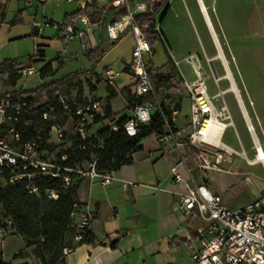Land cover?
Listing matches in <instances>:
<instances>
[{"label":"crops","instance_id":"0c3cea01","mask_svg":"<svg viewBox=\"0 0 264 264\" xmlns=\"http://www.w3.org/2000/svg\"><path fill=\"white\" fill-rule=\"evenodd\" d=\"M97 1L101 5H105L107 3V0ZM137 1L145 2L146 0ZM73 2L78 3V8L74 12L65 14L62 25L68 21V17L75 14L80 8H82V5H79L80 2ZM188 2L189 3L187 4V0H169L166 5L156 10V17L160 22L161 38V42L157 43L156 45L160 44L164 50L168 48L169 52L172 54L173 51L171 49V45L173 42L176 44L184 42L186 35L184 29L187 31L190 29V19L192 18V14H195L197 21H199L201 24H204L205 21L210 31L212 41L217 49V53L211 57H204L209 61L214 59H218L220 61L223 74L219 76L215 70L218 76L217 79L219 81L224 79L230 83L228 88L223 92L225 93L230 91L234 94L236 103L241 113V117L243 119L242 122L251 142L249 145V150L254 151V140H257L260 143V140L256 134V128H258L261 137L264 138V102H260L261 95H259L264 93V90H261L259 94L255 92V99H257V102L254 101V95H252L251 100H249V93L245 91L248 98V105L250 107V110L248 111L242 102L239 91L233 80L232 73L229 70L228 63H226L227 61L224 60L226 61L225 66L227 67L231 79H229L226 75V69L223 62L217 58L218 51L220 50L221 53L222 51L219 45L218 35L214 32L211 25V20L207 15V7L205 6L204 1L188 0ZM256 2L257 4L255 5V10L258 12L260 31L254 33V35L257 37L260 36L259 39H264V0H256ZM13 3L17 4V13L14 22L18 21L22 15L21 3H23L25 9H34V17H37L40 11L42 13L45 7L43 6L44 2L40 0H32L30 5H26L24 0H0V9L5 14L11 8ZM116 11L117 10L115 9L111 11L109 10L104 13L103 18L99 23L92 22L91 38L100 46V49L96 51L83 49L82 38H60L64 42L73 41L75 39L80 41L83 56L90 63L92 67L91 71L86 70L80 73H72L57 77V73L52 62H45L43 66L46 63L51 64V72L47 75L41 76L39 70L43 66L38 71H36L32 66H26L22 63L26 68H32L42 81V84L36 89L27 90L24 87H21L23 90L27 91L40 89L42 95L39 97H37L36 94L27 95L30 97L32 104L34 105L52 102L54 99L52 101L45 102H41L39 100L41 97L49 96V94H52L53 96V91L55 90L53 85L54 83L56 84L60 82L63 84L72 76L78 74L74 80V86L70 88L66 94H61L72 109L73 102L77 104L91 102L99 103V110L96 116V118H99V120L95 121L94 119V121L87 127V137L95 135V133L103 126L113 124V121H119L122 119L127 120L132 116L133 113V108H128L127 106L128 93L130 92L132 96L134 95V86L136 83V77L130 71V63L119 59L114 63L113 67L111 65V67L117 72V76L115 77L112 85H109L114 95L109 96V93L106 89L107 84L104 76L105 68L100 73L95 70L102 57L97 63H94L93 60L86 57L85 55V51H90L93 53L103 51L104 54L108 46L116 44L125 34L130 32L126 31L123 33L117 42L110 43L108 41L106 37V26L113 21V15ZM43 14L45 15L46 13L43 12ZM167 20L169 21L170 25L169 23L168 25L165 24L164 21ZM163 22L165 25L162 27ZM45 24L53 26L55 22L48 20ZM79 29L84 31L83 27H80ZM43 36L44 32L42 30L41 39ZM57 36L60 37L58 35V31L54 37L56 38ZM221 37L224 39V35L222 33ZM156 45L152 49V56H147V66L152 73L166 75L169 72H172L181 82L186 81V76H188V74L187 68L184 65L185 63L192 68L194 77L197 70H200L205 76L211 75L212 77L209 66V63L212 61L208 63L207 66H209V68L206 66L207 70L204 72L203 64H205V62L201 59L203 56H196L194 54L183 55L177 53L178 56L175 57L173 55L172 57L170 53H167V59H165L164 63H162L160 67L152 68L150 65L151 58L157 52ZM133 48L134 43L132 46V51ZM41 57H43V55ZM5 60H16L18 63H21L17 58ZM0 62H2V60H0ZM63 65L64 63L60 62V67ZM122 73H127V75L133 79V81L131 84H125L124 87L120 88L115 85V80ZM21 75L24 76L23 74ZM217 79H215V83ZM218 82L216 83L217 85ZM232 84L235 88V91L232 90ZM97 92L100 94L96 95ZM220 92L223 94L222 91ZM70 93L75 94L74 97L69 101L68 97ZM211 97L214 98V96ZM157 98L166 109L171 111L170 118L173 121V125L177 129H183L185 134H187L190 130V119L188 115L190 102L188 98L182 94L181 91L176 98H169L166 97V93L162 90L158 92ZM221 106L222 104L219 105V107ZM107 109L110 110L112 116L109 119H105V112ZM73 122L74 119L72 110L61 112L59 123L65 131V140L67 137H71ZM67 124L70 125V128H68ZM223 145L231 149L224 143ZM260 146L262 151H264V147H262L261 143ZM231 150L234 151L233 149ZM42 151L46 157H52V153L49 152L48 149ZM235 154L246 158L245 150H242L240 153L235 152ZM62 155L66 156L64 153H62ZM178 159V152L168 151V149L163 144H161L159 137L153 134L143 139L138 149L128 152L126 154L127 162L116 170L105 173L96 171L98 175L90 177L85 173L90 170V165H95V162H86L88 163L89 167L86 171H81L83 172L82 174L78 175L79 184L75 191L74 199L76 202L87 206L95 214V218L90 230L92 241L77 245L75 242V230L73 229L67 232L64 236V244L68 247H74L75 249L71 254L65 257V264H192V252L201 248L200 237L197 233V228L201 225V222L198 218L185 215L179 207L177 194L183 192V188L173 182L170 173L171 167L178 161ZM246 160L251 166L260 164L255 161V151L254 157L252 159L246 158ZM187 161L189 166L193 165L191 156H188ZM179 169L182 176L186 178L187 173L185 172L184 168L180 167ZM228 169L229 167H227V169L222 168V171H211L207 174H203L196 169L191 171L195 183L197 185H204L211 194L219 196L222 200V204L227 208H229L227 201L223 199L222 195H220L218 191H214L212 189L211 178H213V173H228ZM104 176L109 177L108 183H104ZM222 185L225 186L224 183ZM262 195H264V189H261L258 197H256L254 201ZM252 202L248 204H251ZM242 207L244 206H241L237 209ZM12 234L15 233L12 232ZM9 241L14 240L13 238H8L6 240L3 239L0 243L1 258L4 262H11L12 264L32 262L34 256H32L29 251L28 257L25 259L13 260V257L24 248V243L20 246L13 244L11 247H8L6 256L3 258L2 244L8 243ZM185 254L189 255L188 263H186L187 261L182 260Z\"/></svg>","mask_w":264,"mask_h":264},{"label":"built area","instance_id":"2783aa9c","mask_svg":"<svg viewBox=\"0 0 264 264\" xmlns=\"http://www.w3.org/2000/svg\"><path fill=\"white\" fill-rule=\"evenodd\" d=\"M67 2L78 1L84 6H91L97 0H64ZM30 5L32 0H24ZM162 0H113L112 7L119 11L124 10L120 19L112 21L106 26V37L110 43L117 42L121 35L130 31L134 40L130 71L136 77L134 95L136 100H141L133 109L132 116L123 124L126 136L134 137L138 134L139 126L146 125L151 120L155 110H161L160 102L154 83L149 74L145 56H152L153 50L146 39L148 32H154L157 40L160 35V22L156 17V8ZM148 15L143 24L136 23V17ZM82 26L84 31L80 28ZM92 21L88 15L72 17L62 26L56 25L58 35L63 39L82 38V48L98 50L100 46L93 41ZM32 35L39 39L42 34V25L32 23ZM90 37V38H89ZM21 74L32 76L37 74L32 68L20 71ZM107 85H112L117 72L112 67L104 70ZM208 76L197 70L195 79L188 83L181 82L180 90L189 104L190 130L187 134L182 129L173 125L171 118L162 114L163 130L159 140L168 151L179 154L178 161L171 167L170 173L173 182L183 188L177 194L181 211L187 215L198 218L201 225L197 228L201 248L191 254L192 264H264V195L240 209H229L222 204L219 196L211 194L204 185H197L191 171L196 169L203 174L211 171H222V164L229 162L235 152L221 142L224 130L232 126L231 116L226 105L216 108L214 98L208 95ZM219 80H216V83ZM61 83H56L59 86ZM219 96L222 93L219 92ZM217 95V96H218ZM144 98H150L144 101ZM53 101L50 103L34 105L29 96L16 95L0 98V184L15 185L24 181L30 193L36 194L38 189L35 180L38 177L62 178L65 186L70 184L67 176L62 172H75L61 163L66 156L46 157L40 150L41 143L37 140L23 138L20 122L25 113L35 112L40 106L44 112L41 118L44 121L52 120L48 130L47 145H59L66 134L60 125L57 116L58 107L66 112L72 110L73 127L71 136L87 138V127L94 121L98 114L99 103L85 104L72 103L69 106L58 89L53 91ZM112 131H118L117 125H112ZM255 161L264 166V151L257 140H254ZM84 148V147H83ZM192 157L193 165L189 166L187 158ZM184 168L187 177L180 173ZM90 177L97 176L95 165H90V170L85 173ZM104 183L109 182V177H103ZM49 197L57 198L55 191H48ZM74 221L75 242L83 243L85 236L90 233L95 214L87 206L80 203L73 205L70 214ZM6 226L0 227V243L5 237L14 232L11 229L12 221L6 219ZM74 247H64L62 256L65 258L74 251ZM30 264H38L33 257Z\"/></svg>","mask_w":264,"mask_h":264},{"label":"rangeland","instance_id":"374dc122","mask_svg":"<svg viewBox=\"0 0 264 264\" xmlns=\"http://www.w3.org/2000/svg\"><path fill=\"white\" fill-rule=\"evenodd\" d=\"M40 1L44 2L43 6L45 7L42 13L41 11L38 13L37 17H34L33 8L25 9V6L21 3L22 15L16 22H14L17 13L16 3H13L5 14L0 9V60L17 58L21 63L26 66H32L36 71L45 62H52L57 77L80 73L86 70L91 71L92 67L83 56L78 39L65 41V43L60 37H54L57 34L56 25L62 26L65 14L74 12L78 8V3L73 1H71L72 3H68L64 0ZM203 1L207 7V15L211 20L213 30L218 35L221 51L228 63L229 70L232 73L242 102L249 111L248 98L251 100L252 95H254V101L257 102L255 92L259 94L261 90H264V39H259L260 36L257 37L254 35V33L260 31L258 12L255 10L257 2L256 0ZM79 5L82 4L80 3ZM43 12L46 14L44 15ZM191 17L190 29L188 31L184 29L186 34L184 42L180 44L173 42L171 45L172 54L168 48L164 50L160 44L156 45L157 52L151 58V67H160L165 59H167V53H170L172 57L173 55L175 57L178 56L177 53L183 55L194 54L196 56H203L201 59L205 62L203 64L204 72H206L207 67L209 68L207 66L208 63L212 61L217 74L221 76L223 70L220 61L218 59L209 61L204 57H211L217 53L208 26L205 21L204 24L202 23L203 25L197 21L194 13ZM48 20L54 21L55 24L53 26L45 24ZM33 22H38L42 25L44 32L42 39L41 37L35 39L32 35ZM164 22L167 25L169 23L168 20ZM164 22L162 23V27L165 25ZM221 33L224 35V39H222ZM133 43L132 33L129 32L116 44L108 46L95 70L100 73L104 68L111 67V65L113 67L114 63L119 59L131 63ZM42 55L43 57H41ZM145 61L147 62V55L145 56ZM60 62L64 63L62 67H60ZM184 65L187 68L188 74L186 76V82L191 83L195 79L192 68L185 63ZM208 77V95L214 96V104L216 107H219L223 102L226 104L233 121V125L225 129L222 142L236 153L245 150L246 158L252 159L254 157V151L249 150L251 142L242 122L243 119L235 96L230 91L223 92L228 88L230 83L222 79L217 85L213 76L211 77L209 75ZM132 81L133 79L127 73H122L116 78L115 85L121 88L125 84H131ZM41 84L42 81L37 74L33 76L24 75L18 81V87H24L27 90L36 89ZM220 91L223 92L222 96L218 95ZM245 91L249 93L248 98ZM74 94H69V101L74 97ZM99 94L97 92L96 95ZM259 95H261L260 102H264V93ZM52 100L53 96L49 94V96L41 97L39 101L45 102ZM67 126L70 128L69 124ZM256 134L262 147H264V138L261 137L258 128H256ZM72 143L73 137H67L61 144L53 146L52 156L56 157L59 152L68 149ZM92 158L94 157L92 156ZM246 158L235 154L230 158L229 162L221 166L223 169L229 167L228 173L212 174V189L222 195L230 209H237L254 201L258 197L261 189H264V167L260 164L251 166L247 163ZM88 167V163H85L78 165L77 169L79 171H86ZM223 183L225 186L222 185ZM8 238H13L14 241L2 244L3 258L6 256L8 247H11L13 244L20 246L24 243L22 238L16 234L11 233L4 240ZM27 251H30V249ZM182 260L188 263L189 255L185 254Z\"/></svg>","mask_w":264,"mask_h":264},{"label":"trees","instance_id":"16d2710c","mask_svg":"<svg viewBox=\"0 0 264 264\" xmlns=\"http://www.w3.org/2000/svg\"><path fill=\"white\" fill-rule=\"evenodd\" d=\"M113 0H107L105 5H101L98 1L91 6H84L78 12L68 17V21L77 15H88L93 23H99L104 13L111 11ZM169 0H162L160 6L166 5ZM124 14V10L116 11L113 15V21L120 19ZM165 14V13H164ZM148 15H141L136 17V23L143 24L148 20ZM156 34L148 32L146 39L150 43L152 49L157 43L161 42V38L155 39ZM86 57L97 63L103 55V51L90 52L85 51ZM26 69L22 63L16 60H4L0 62V98L16 95H33L41 96L40 89L27 91L18 87V81L22 77L20 71ZM51 72V64L46 63L40 70L41 76L47 75ZM152 77L156 92L160 90L166 93V97L176 98L179 95L181 81L176 76L169 72L166 75H159L152 73ZM78 74L72 76L68 81L56 86L62 94H66L70 88L74 86V80ZM18 88V89H17ZM109 96L114 93L109 85L106 87ZM128 108H133L141 100H136L135 95L128 93ZM150 98H144L148 101ZM161 110H155L151 115V120L146 125L139 126L138 134L134 137H128L123 131V124L125 119L113 121V124L103 126L95 135L81 139L79 136L73 137L72 145L59 152L57 156L62 153L66 155V160L61 164L69 169L78 170V165H83L86 162H95V167L98 172H111L118 169L121 165L127 162L126 154L130 151L136 150L140 147L143 139L151 135H161L163 130L162 114L170 118L171 111L166 109L160 102ZM44 112L42 106L37 108L35 112L25 113L20 122V129L25 140H37L41 143L40 150H49L52 152L54 145H47L48 130L54 121H44L41 114ZM62 110L58 107L57 119L61 115ZM110 110L105 112V119L111 118ZM99 118H95L98 121ZM112 125L118 126V131H112ZM45 147V148H44ZM84 147V148H83ZM92 156L94 158H92ZM78 173L62 172V176H67L70 179V184L65 186L62 178L52 177H38L35 180V185L38 189L36 194L30 193L25 187L24 181L15 185L0 184V227H5L6 219L12 221L11 229L14 233L20 236L24 241V248L21 249L13 260L25 259L28 257V251L37 260L38 264H65L62 256V249L66 247L64 244V236L67 232L74 229V221L70 214L73 210V205L78 203L74 199V194L78 188L79 178ZM48 191H55L56 199L49 197ZM92 241L90 233L85 236L83 243ZM0 264H12L11 262H4L1 258ZM20 264H30L23 262Z\"/></svg>","mask_w":264,"mask_h":264},{"label":"bare ground","instance_id":"6f19581e","mask_svg":"<svg viewBox=\"0 0 264 264\" xmlns=\"http://www.w3.org/2000/svg\"><path fill=\"white\" fill-rule=\"evenodd\" d=\"M217 56H218L217 58H219V59L221 60V62H223L224 66H225V62H226V61H224L225 59L223 58V55H222V53L220 52V50L218 51V55H217ZM226 63H227V62H226ZM225 69H226V75H227V77H228L229 79H231V76H230V74H229V72H228L226 66H225ZM226 79H227V78H226ZM232 90L235 91V88H234L233 84H232Z\"/></svg>","mask_w":264,"mask_h":264},{"label":"water","instance_id":"95a60500","mask_svg":"<svg viewBox=\"0 0 264 264\" xmlns=\"http://www.w3.org/2000/svg\"><path fill=\"white\" fill-rule=\"evenodd\" d=\"M209 66H210V71H211L212 76L214 77V79H217L218 76L216 74V71L214 69V66H213L212 62L209 63Z\"/></svg>","mask_w":264,"mask_h":264}]
</instances>
